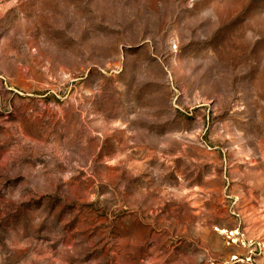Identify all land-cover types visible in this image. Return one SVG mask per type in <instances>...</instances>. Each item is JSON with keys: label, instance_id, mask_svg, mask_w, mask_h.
<instances>
[{"label": "rangeland", "instance_id": "1", "mask_svg": "<svg viewBox=\"0 0 264 264\" xmlns=\"http://www.w3.org/2000/svg\"><path fill=\"white\" fill-rule=\"evenodd\" d=\"M0 264H264V0H0Z\"/></svg>", "mask_w": 264, "mask_h": 264}]
</instances>
